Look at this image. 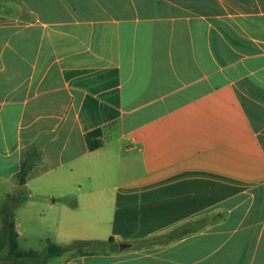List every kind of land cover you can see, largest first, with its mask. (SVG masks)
<instances>
[{
	"label": "crops",
	"instance_id": "1",
	"mask_svg": "<svg viewBox=\"0 0 264 264\" xmlns=\"http://www.w3.org/2000/svg\"><path fill=\"white\" fill-rule=\"evenodd\" d=\"M2 203L20 246H118L47 264H264V0H0Z\"/></svg>",
	"mask_w": 264,
	"mask_h": 264
},
{
	"label": "trees",
	"instance_id": "2",
	"mask_svg": "<svg viewBox=\"0 0 264 264\" xmlns=\"http://www.w3.org/2000/svg\"><path fill=\"white\" fill-rule=\"evenodd\" d=\"M120 127L119 122H113L102 128H97L88 134H86V144L89 151L93 152L100 149L104 145L106 136H111L112 132H116ZM36 148H31L25 153L24 160L22 162L21 172L18 174V181L21 186L26 184V179L34 165L35 154L38 157L41 153L35 151ZM3 215V227L0 235V254L5 252L4 257L11 259L10 264H47L50 259L61 257L68 252L76 251L77 254L87 253L88 250L97 251L98 249L112 245V248H118L115 246L114 239H111L108 243L105 242H76L69 246H60L52 242L47 241V248L43 252L34 250L23 249L20 246L18 240V234L15 230V222L13 216V209L10 205L6 204L2 210ZM190 224L184 225L172 233L163 236H155L142 241L144 244L156 245L159 243H166L176 239H180L188 234L197 232L202 227ZM165 238V241L161 239Z\"/></svg>",
	"mask_w": 264,
	"mask_h": 264
},
{
	"label": "rangeland",
	"instance_id": "3",
	"mask_svg": "<svg viewBox=\"0 0 264 264\" xmlns=\"http://www.w3.org/2000/svg\"><path fill=\"white\" fill-rule=\"evenodd\" d=\"M13 9H10V8H6L5 9V11L6 12H10V11H12ZM18 12V11H17ZM18 13H20V12H18ZM37 153H38V150H35ZM28 152V151H27ZM35 158H34V165H33V167H32V169L34 168V166H36L38 163H40L41 162V160H42V157H41V155L38 157V155H36L35 154V156H34ZM31 169V170H32ZM31 172V171H30ZM7 201V200H6ZM6 203V202H5ZM10 204V203H9ZM3 206H4V204L2 203V208H3ZM57 245H60V246H63L64 244H57ZM21 247L23 248V249H33V250H35V251H38V252H43V251H45L46 250V248H47V242H34V243H27V244H25V243H21ZM99 250H102V249H99Z\"/></svg>",
	"mask_w": 264,
	"mask_h": 264
},
{
	"label": "water",
	"instance_id": "4",
	"mask_svg": "<svg viewBox=\"0 0 264 264\" xmlns=\"http://www.w3.org/2000/svg\"><path fill=\"white\" fill-rule=\"evenodd\" d=\"M127 247H128V245H126V244H120L121 249H124ZM10 263H11V259L0 257V264H10Z\"/></svg>",
	"mask_w": 264,
	"mask_h": 264
}]
</instances>
